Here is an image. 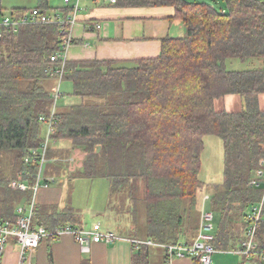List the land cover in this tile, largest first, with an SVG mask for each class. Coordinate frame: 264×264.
<instances>
[{
	"label": "trees",
	"instance_id": "obj_1",
	"mask_svg": "<svg viewBox=\"0 0 264 264\" xmlns=\"http://www.w3.org/2000/svg\"><path fill=\"white\" fill-rule=\"evenodd\" d=\"M212 3L118 0L117 7L173 8L184 35L163 38L156 58L66 59L64 64L61 82L71 90L60 93L50 140L70 148L51 146L43 176L63 177L60 162L77 149L81 167L64 182L107 180L111 195L120 192L116 211L131 214L132 222L138 219V204H144V238L133 239L141 243L133 245L131 264H151L153 247L162 249L166 260L162 246H188L195 240L205 136L219 138L223 151V183L212 186L209 201L218 217L211 241L217 252L235 249L234 241L246 227V210L262 197V187L249 183L264 160V111L259 107L264 96V1ZM33 8L48 10V0H38ZM27 10L7 12L0 0L1 17H20ZM59 51L61 37L54 25L24 26L0 38V222H13L18 206L32 205L31 189L15 192L9 183L34 186L37 166H28L24 158L44 138L40 117L51 108L54 81L46 71L59 64L50 61ZM236 61L261 68H228ZM231 96L242 100L239 111L215 110L217 100ZM31 210L32 228L83 227L69 203L63 208L33 203ZM147 241L154 246L142 243ZM256 243L258 253L246 259L264 264V225ZM193 261L199 264L198 258Z\"/></svg>",
	"mask_w": 264,
	"mask_h": 264
},
{
	"label": "crops",
	"instance_id": "obj_2",
	"mask_svg": "<svg viewBox=\"0 0 264 264\" xmlns=\"http://www.w3.org/2000/svg\"><path fill=\"white\" fill-rule=\"evenodd\" d=\"M17 1H20V4L13 8L29 9L35 7L38 0ZM22 1L25 3L32 1L33 5L26 7L25 4H22ZM88 2L92 4L88 9L89 13L80 15V12L77 17L78 21L72 33L74 45L66 54L67 61L96 59L130 62L156 58L160 55V42L163 38L180 39L184 35L183 24L180 20L174 18L175 12L171 7H120V9H112V7H116V4L110 5L108 2L102 1ZM105 7L109 8L105 9ZM65 8L63 5L60 11L64 12ZM76 152H80V150H73V155L70 156H74ZM80 155L82 156L81 152ZM74 165L72 163L71 168ZM55 179L57 180L56 184L47 189L41 188L38 190L33 203L39 205L60 203L63 197L61 190L66 184L64 182L65 176ZM204 196L210 197L211 195L209 193L201 197L199 200L200 211ZM207 207L209 208V203H207ZM213 217L215 227L218 217L216 214ZM37 227L35 225L33 229ZM82 228L86 227L83 225ZM241 230L243 231V229ZM114 234L121 237V240L112 244L91 243L87 252L81 251L80 246L70 235L59 237L55 241L46 240L45 238L33 252L32 264H131L130 261L134 251L132 241L134 240L116 232ZM242 236L243 232L240 233V238L234 241L236 246L234 250L237 249V246L239 247ZM234 250L218 252L234 253ZM19 251V245L15 239L8 238L0 264H18ZM152 258L155 264H158V262H155L156 260L159 261V264H194L192 258L174 259L169 262L167 259L164 260L163 253L161 255L155 253ZM216 258L214 259L218 261V257ZM211 264H213L212 259Z\"/></svg>",
	"mask_w": 264,
	"mask_h": 264
},
{
	"label": "built area",
	"instance_id": "obj_3",
	"mask_svg": "<svg viewBox=\"0 0 264 264\" xmlns=\"http://www.w3.org/2000/svg\"><path fill=\"white\" fill-rule=\"evenodd\" d=\"M64 6L67 8L65 12L47 14L38 8H29L25 14L20 17L16 16H0V38L4 32L11 31L16 33L20 28L29 25H54L58 28L59 36L61 37V49L50 58L51 62H58L59 64L54 69L47 70L48 76L54 79L55 87L52 90L53 102L49 113L46 117H40V122L44 126V138L38 149L31 150L24 158V163L37 166V173L35 176V183L30 188L23 181H11L9 188L13 191L26 192L31 189L33 199L41 188H49L56 184L57 180L53 177H44L43 170L48 163L46 153L52 146L50 136L53 133V126L55 124V114L57 101L60 99L59 92L60 83L63 76L64 64L69 49L74 45L73 29L76 25L79 13L82 11L81 2L83 0H62ZM85 1H102L108 2L110 5H115L117 0H85ZM249 185L254 188L262 187L261 200L250 206L245 212L246 227L243 229V238L239 247L234 250L236 254L244 258H250L257 254V233L259 228L264 225V160H259L258 167L254 171ZM32 199V205H33ZM210 197L204 196L201 202V211L199 219V227L195 240L188 246L183 242H179L174 246H162L165 250L166 258L169 262L174 259L198 258L199 264H211V256L217 251L211 245L213 240L212 230L214 228L213 212L207 207ZM32 205L28 207L18 206L15 209V219L13 222H0V262L8 238H14L20 249V259L18 264H32V254L37 249L39 244L45 240L55 241L59 237L65 235L72 236L80 250L87 252L91 243L112 244L121 240V237L114 234L112 231H103L99 224L92 225L91 229L78 228L70 225L62 227H55L47 231L41 226L36 229L32 227L33 210ZM141 241H132V244H138ZM149 246H154L151 242H142ZM264 255V253H263ZM263 259V258H261Z\"/></svg>",
	"mask_w": 264,
	"mask_h": 264
},
{
	"label": "rangeland",
	"instance_id": "obj_4",
	"mask_svg": "<svg viewBox=\"0 0 264 264\" xmlns=\"http://www.w3.org/2000/svg\"><path fill=\"white\" fill-rule=\"evenodd\" d=\"M189 2H205L208 4H212V0H187ZM264 1V0H263ZM20 4V1H2V7L5 11H9L11 8ZM24 6L29 7L32 6L31 2H23ZM49 9L45 12L47 14L61 13L60 9L63 8L62 0H49L48 1ZM92 5L88 1H82L81 7L82 11L80 15H84L85 13H89L88 9ZM220 5L216 4L215 8L217 10L220 9ZM109 7H105L108 9ZM120 9V7H112V9ZM146 10V9H143ZM59 11V12H58ZM228 68L232 70H248L252 68H261V65H241L237 61L232 65L228 64ZM55 81L51 84V90L55 87ZM71 90V86L69 83H60L59 92L61 94L68 93ZM64 100V98H62ZM59 105V102L57 103ZM242 100L238 97H225L223 99L217 100L215 102V110H225L227 112H236L241 108ZM259 107L261 111H264V96L259 98ZM203 150L200 154L201 161V169L198 174L199 180L203 183L204 188L198 193V200L204 194H209L211 192L212 186L221 185L223 183V151L222 144L219 138L208 135L202 139ZM53 147L62 146V148H70L65 144L58 145L57 142L52 143ZM72 149V148H71ZM73 150L70 152L67 159L60 162L62 170L64 171L63 175L67 176V174L73 173L75 170L81 167L82 156L80 152H76L74 156H70ZM73 155V154H72ZM70 163V165H69ZM72 163L75 165L71 168ZM62 200L59 203L60 207H64L68 205L74 211H78V217L81 220V223L86 227V229H91L94 223H99L103 230L114 231V233L122 234L127 236L128 238L141 240L144 238L143 228L145 225V210L144 204H138V212L136 213V217L134 222H132L131 214L124 212V216L118 214L117 208L120 207L119 195L118 193H113L111 195L110 184L107 180L104 179H95V180H84L80 178H76L71 181H67L64 188H62ZM69 197V200L67 198ZM69 201V202H68ZM128 205V204H127ZM215 215V214H213ZM238 248V246H237ZM152 257L153 254L157 253L161 255L164 254V251L160 248L153 247L152 248ZM151 257V264H155L153 262V258ZM218 257V261L215 260ZM215 258V259H214ZM213 264H252L246 258H242L241 255L236 254L235 252H216L211 256ZM155 261V260H154ZM158 262L159 261H155Z\"/></svg>",
	"mask_w": 264,
	"mask_h": 264
}]
</instances>
